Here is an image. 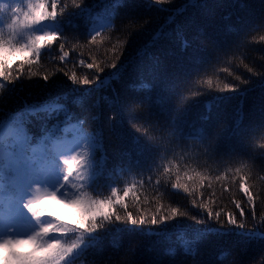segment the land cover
Wrapping results in <instances>:
<instances>
[{
    "label": "trees",
    "instance_id": "16d2710c",
    "mask_svg": "<svg viewBox=\"0 0 264 264\" xmlns=\"http://www.w3.org/2000/svg\"><path fill=\"white\" fill-rule=\"evenodd\" d=\"M29 2L37 0H24V11ZM62 2L68 5L58 9V18L65 21L63 35L41 49L40 64L33 66L37 76L25 75L9 86L18 92L0 97V119L8 120L26 106L59 105L60 111L25 117L33 146L48 135L90 138L95 144V187L102 196H110L115 186L134 216L155 211L157 200L168 212L178 207L188 213L134 232L124 224L107 225L74 264H264V240L233 234L264 233V0H197L195 5L189 0H125L119 6L113 0H83L88 14L73 17L71 24L68 13L79 9L72 0ZM10 15L0 13L5 33ZM89 33L96 35L95 43ZM61 42L68 53L63 60ZM87 63L94 67L87 68ZM73 71L80 81L93 83L73 84L64 74ZM224 84L236 91H222ZM160 98L164 102L157 105ZM238 112L243 120L234 134ZM134 137L153 146L147 162L129 160ZM168 168L171 172L165 173ZM185 172L194 181H187ZM177 173L181 184L195 189L194 197L167 187ZM200 176L207 177L203 187ZM242 183L254 197L251 205ZM133 185L123 197V189ZM193 198L220 212L221 220L233 213L245 228L221 235L230 226L207 220V213L192 205ZM236 202H241L244 217ZM118 211L125 214L122 208ZM193 216L207 222L198 224ZM181 237L190 253H185ZM223 253L228 255L222 261Z\"/></svg>",
    "mask_w": 264,
    "mask_h": 264
},
{
    "label": "snow or ice",
    "instance_id": "6c2138e0",
    "mask_svg": "<svg viewBox=\"0 0 264 264\" xmlns=\"http://www.w3.org/2000/svg\"><path fill=\"white\" fill-rule=\"evenodd\" d=\"M113 2L119 6L124 4L125 0H113ZM164 2L165 0H157L159 4ZM189 2L195 5L197 0H189ZM23 4L24 0H7L0 4V13H11L8 17L6 33L3 30L4 21L0 18V97L18 92L19 89L9 86L15 85V82L25 75L29 78L37 76L33 66L40 64L41 49L59 40L63 35L61 26L65 21L58 18V9L68 7L66 3L62 0H51V3H48V0H37L36 3L27 4V11L23 10ZM72 4L79 11L68 13L69 24L73 17H83L89 11L86 6H82L83 0L79 2L72 0ZM239 6L244 7L243 4ZM228 31L234 29L229 26ZM89 37L91 42L95 43L96 35L89 33ZM188 46V42L185 41L184 48ZM59 49L63 53L60 59L63 60L68 56L64 51L63 42L59 44ZM196 62L199 63V60ZM80 63L83 65L85 62L81 60ZM86 66L91 69L94 64L87 63ZM95 67L102 71L98 65ZM112 67H116L115 63ZM59 71H63V68ZM64 74L69 76L73 84L93 83L87 78L80 81L75 71L70 75L68 72ZM235 79L246 83L240 76H236ZM43 80L47 82L49 75L45 74ZM96 80L99 86H104V82L99 81V77ZM208 83L211 85V81ZM22 87L23 85L20 86ZM143 87L148 86L143 85ZM221 90L236 91V87L232 84H224ZM220 99L221 97H216L217 101ZM115 102L118 103V97ZM163 102L164 98L155 101L157 105H162ZM207 107L210 111L211 103H208ZM60 110L62 108L59 105L39 108L26 106L23 111L11 114L8 120L0 119V250L7 251L6 259L0 255L3 264H74L75 258L82 256L90 246L89 241H94L95 234L107 225L124 224L128 226V231L134 232L142 226H158L178 216H188L187 212H182L178 207H171V211L168 212L159 200L155 211L149 214L138 210L139 214L134 216L128 211L129 205L123 202L115 186L110 189V196H102L95 187L97 173L91 155L95 144L90 138L77 136L68 141L48 135L33 146L31 137L24 129L25 117L36 116L39 112L51 113ZM237 116L234 134L239 133L243 120L242 113L238 112ZM81 148L85 150L79 151L78 149ZM152 148V145L146 146L138 137H134L131 147L127 150L128 158L135 160L136 164L147 162L151 158ZM164 171L168 173L171 169ZM184 176L187 181L195 179L187 172ZM169 179L171 181V178ZM206 179L207 177H199L200 187L204 186ZM155 184L160 185L161 181L156 180ZM208 186L211 187V184L209 183ZM133 187L134 185L124 188L123 197H128ZM167 187L176 190L182 188L189 196L195 195L194 188L190 190L187 184H181L179 173L174 182H170ZM241 190L247 197V203L253 204L254 197L249 188L242 183ZM48 200L77 209L76 217L68 222L59 215H53L45 207ZM135 200L139 201V197L136 196ZM191 203L207 213V220H214L222 227L225 223L230 226L226 232L220 233L221 235L232 232L233 229L245 228V223L242 220L238 221L236 215L231 212L221 220V213H214L203 200L198 201L193 198ZM118 207L124 210V215H121ZM235 208L239 209L240 217H244L241 202H236ZM190 218L196 220L194 216ZM253 218H255L254 212ZM206 222L204 219L196 220L198 224ZM207 231L212 232L213 229ZM233 234L247 240H264V233L260 232L238 231ZM200 235L201 233L198 232L197 236ZM181 239L183 241V237ZM183 243L185 253H190L188 242L183 241ZM25 246L27 251H21ZM227 255L223 253L220 260L223 261Z\"/></svg>",
    "mask_w": 264,
    "mask_h": 264
},
{
    "label": "rangeland",
    "instance_id": "374dc122",
    "mask_svg": "<svg viewBox=\"0 0 264 264\" xmlns=\"http://www.w3.org/2000/svg\"><path fill=\"white\" fill-rule=\"evenodd\" d=\"M4 0H0V3ZM77 136H74L73 138L66 139L68 141H71L72 139L76 138ZM45 207L48 208L49 211L53 213V215H59L61 219H73L76 217L77 209L75 208H69L66 205H60L55 201L48 200L45 204ZM21 251H27V247H23ZM0 255L4 256V258H7V251L6 250H0ZM0 264H3L2 261H0Z\"/></svg>",
    "mask_w": 264,
    "mask_h": 264
}]
</instances>
